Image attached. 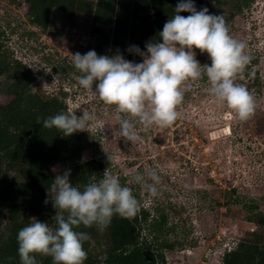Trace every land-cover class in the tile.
<instances>
[{
    "label": "rangeland",
    "instance_id": "rangeland-1",
    "mask_svg": "<svg viewBox=\"0 0 264 264\" xmlns=\"http://www.w3.org/2000/svg\"><path fill=\"white\" fill-rule=\"evenodd\" d=\"M27 13L22 1L0 0V45L13 60L31 69L37 79L35 88L50 94L63 90L71 113L81 116L87 111L95 116L87 129L99 140L102 154L110 157L113 174L122 186L141 195L143 206L153 216L159 204L178 208L182 221L172 218L179 226L167 238H179L187 245L166 252L167 264H222L224 255L256 229L248 222L251 214L245 205L254 201L264 211V0H254L228 28L234 39L246 45L249 65L260 74L261 94L253 115L239 120L226 105L215 101L201 76L185 82L184 93L190 94L178 106V119L167 128L144 130L138 125L136 143L119 135L114 106L78 84L80 73L72 54L96 51L91 19L84 15L70 19L55 11L52 30L46 34L31 24ZM195 51L196 58L211 62L206 53ZM115 52L106 47L102 55ZM240 73L236 83L242 79ZM12 77L0 78V96ZM53 167L65 170L62 163ZM153 168L161 177L155 197L131 182L135 174ZM229 200L238 203L226 206ZM144 234L148 236L147 231Z\"/></svg>",
    "mask_w": 264,
    "mask_h": 264
},
{
    "label": "trees",
    "instance_id": "trees-1",
    "mask_svg": "<svg viewBox=\"0 0 264 264\" xmlns=\"http://www.w3.org/2000/svg\"><path fill=\"white\" fill-rule=\"evenodd\" d=\"M28 6L31 24L43 33H50L51 15L59 11L67 18L84 15L91 19L90 33L96 39V52L106 47L119 50L129 61L142 58L128 52L132 45L146 51L145 44L158 32L171 15L179 0H16ZM197 10L203 7L210 14L222 15L230 22L250 9L254 0H193ZM188 16L190 13H181ZM201 65L210 64L202 57ZM257 61L253 60V64ZM12 82L0 96V264H21L17 235L33 218L49 222L56 215L52 203L45 204L47 188L54 179L53 163L70 169L72 183L83 187L102 179L109 169L110 157L102 154L99 140L88 130L71 137H63L56 129H44L37 118L70 112L67 94L60 90L47 93L36 87L37 79L31 69L13 60L0 45V78L11 75ZM238 83L246 87L255 100L261 94L259 71L247 65ZM207 80L202 75V81ZM190 92H185L184 97ZM71 113V112H70ZM140 208L132 218L113 217L104 230L95 225L76 229L88 234L84 244L87 259L84 264H167L166 252L184 248L187 243L176 234L179 210L169 203L157 205L155 216L143 206L141 195L133 193ZM238 201L229 200L226 206ZM248 222L256 229L242 239L235 250L224 255L222 264H264V211L251 201ZM169 211V213H168ZM173 218V219H172ZM182 221V219H180ZM178 219V221L180 222ZM55 226L54 224L52 225ZM148 232V236L144 232ZM38 264H53L51 257L37 256Z\"/></svg>",
    "mask_w": 264,
    "mask_h": 264
},
{
    "label": "clouds",
    "instance_id": "clouds-1",
    "mask_svg": "<svg viewBox=\"0 0 264 264\" xmlns=\"http://www.w3.org/2000/svg\"><path fill=\"white\" fill-rule=\"evenodd\" d=\"M173 11L163 30L146 42V51L135 45L128 48L130 54L142 58L140 63L125 59L119 50L112 55H98L95 50L72 54L74 68L80 73L78 84L114 106L118 133L131 143L139 139L138 125L144 130L170 127L179 117L185 82L202 75L207 77L215 101L226 105L239 120H248L256 108L249 90L235 82L251 58L245 52L246 45L229 34L224 17L210 14L207 7L197 10L193 0H179ZM196 49L206 53L211 63L201 65ZM95 119L87 111L81 116L61 111L44 119L38 117L37 124L71 137L85 132ZM52 171L55 176L47 188L50 200L45 204L51 202L56 215L51 224L33 218L18 232L21 264H38V255L51 257L53 264H84L87 253L83 244L89 237L76 229L95 225L104 230L115 216L132 218L140 201L109 169L102 179L87 183L83 189L72 183L70 169L61 172L53 167ZM160 181L155 168L131 178L152 197L157 196Z\"/></svg>",
    "mask_w": 264,
    "mask_h": 264
}]
</instances>
